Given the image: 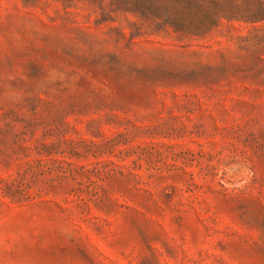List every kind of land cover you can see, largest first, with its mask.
<instances>
[{
  "label": "rangeland",
  "instance_id": "1",
  "mask_svg": "<svg viewBox=\"0 0 264 264\" xmlns=\"http://www.w3.org/2000/svg\"><path fill=\"white\" fill-rule=\"evenodd\" d=\"M0 0V264H264V0Z\"/></svg>",
  "mask_w": 264,
  "mask_h": 264
},
{
  "label": "trees",
  "instance_id": "2",
  "mask_svg": "<svg viewBox=\"0 0 264 264\" xmlns=\"http://www.w3.org/2000/svg\"><path fill=\"white\" fill-rule=\"evenodd\" d=\"M141 13L164 18L175 28L198 30L205 22L208 11L198 12L197 0H131Z\"/></svg>",
  "mask_w": 264,
  "mask_h": 264
}]
</instances>
